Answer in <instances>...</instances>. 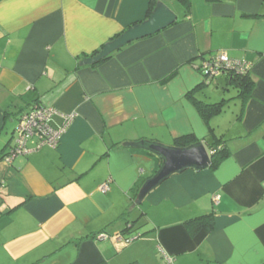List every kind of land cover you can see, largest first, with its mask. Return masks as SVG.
<instances>
[{
    "label": "crops",
    "instance_id": "1",
    "mask_svg": "<svg viewBox=\"0 0 264 264\" xmlns=\"http://www.w3.org/2000/svg\"><path fill=\"white\" fill-rule=\"evenodd\" d=\"M149 1L0 0V264H264V0H163L175 22L79 64L146 19ZM217 51L247 61L253 82L241 97L218 74L192 93L223 100L208 124L228 155L171 175L137 203L162 159L124 143L210 140L188 92ZM33 103L57 110L54 127L76 115L57 146L30 138L26 152L3 156ZM208 212L210 231L184 226Z\"/></svg>",
    "mask_w": 264,
    "mask_h": 264
},
{
    "label": "water",
    "instance_id": "2",
    "mask_svg": "<svg viewBox=\"0 0 264 264\" xmlns=\"http://www.w3.org/2000/svg\"><path fill=\"white\" fill-rule=\"evenodd\" d=\"M176 17V14L163 0H157L151 14L146 19L132 25L117 37L104 43L103 47L96 54L83 58L79 64L87 65L99 62L128 43L152 35L167 27L176 21ZM124 144L149 149L157 153L162 159L157 171L142 184L137 196V203H140L149 191L171 175L189 168L195 170L205 169L211 163L212 152L200 140L184 147L167 145L151 139H141L125 142Z\"/></svg>",
    "mask_w": 264,
    "mask_h": 264
},
{
    "label": "built area",
    "instance_id": "3",
    "mask_svg": "<svg viewBox=\"0 0 264 264\" xmlns=\"http://www.w3.org/2000/svg\"><path fill=\"white\" fill-rule=\"evenodd\" d=\"M249 67L250 64L247 61L232 59L225 51L212 53L210 57L201 64V68L207 71L208 79L220 74L222 70L246 73ZM55 113L58 112L54 107L38 103L31 104L23 111L15 129V146L12 150V154L8 155V157L26 152V143L30 138H36L37 148L43 145L57 146L61 135L73 120L76 113H62L63 123L58 127H54L50 119ZM100 189L103 191L107 190L108 182L103 183ZM213 198L216 201L218 195H215ZM124 242L128 241L124 239Z\"/></svg>",
    "mask_w": 264,
    "mask_h": 264
},
{
    "label": "trees",
    "instance_id": "4",
    "mask_svg": "<svg viewBox=\"0 0 264 264\" xmlns=\"http://www.w3.org/2000/svg\"><path fill=\"white\" fill-rule=\"evenodd\" d=\"M156 1L157 0H150L149 1L147 13H146V18L151 14V12L154 8V5L156 4ZM180 1L183 4L189 3L188 0H180ZM114 37H112V38H114ZM98 51L99 50L96 49L93 52H91L90 55L96 54ZM109 56L110 55H108L104 59L100 60L99 63L104 61L105 59H107ZM99 63L93 64L92 66H96ZM198 69L201 72V74L203 75L202 83L199 84L192 91H189L188 96L192 99L197 110L199 111L201 116L204 118L205 122H207V124H208L209 118L212 115H215L222 110L224 102H223V100H220L218 102L207 103V102H203L202 100H199V99L193 97L192 93L194 90L198 89L200 86L206 85L214 77L213 76L210 79H208L207 71L205 69L201 68V64H199ZM220 74H225V77L229 80L228 83H230L231 85H233L234 87L237 88L238 96L245 97L250 92V90L252 89L253 82L250 79V77L248 76V72L236 73V72H232L229 70H222ZM22 112L19 113L17 120H19ZM17 124H18V121H17ZM208 134H209L210 140H205L204 144L207 145L209 150L212 152L210 167H214L224 157H226L228 155L229 151H228V148L226 145V140L222 139L221 137H217L210 125H209V133ZM196 141H198L197 138L192 133H188V134H183V135L175 137L173 140V145L178 146V147H184V146H187V145L194 143ZM14 146H15V142L11 146V148L8 150V152H6L3 156L11 155ZM143 214L144 213H141L140 216L142 217ZM124 215L125 214H123V216ZM213 221H214L213 212H208L205 214H201L198 216L188 218L183 222V224L187 228V230L192 233V232L199 230V229H205L207 231H210L213 227ZM132 223L133 222H131V221L127 222L126 227L123 229V232L130 231L132 226H133ZM123 238L126 239L127 241H129L132 238V236L128 235V236H125Z\"/></svg>",
    "mask_w": 264,
    "mask_h": 264
},
{
    "label": "rangeland",
    "instance_id": "5",
    "mask_svg": "<svg viewBox=\"0 0 264 264\" xmlns=\"http://www.w3.org/2000/svg\"><path fill=\"white\" fill-rule=\"evenodd\" d=\"M230 93L226 92V96L227 97H232V96H235L236 95V90L235 89H229ZM234 104H231V107L233 106Z\"/></svg>",
    "mask_w": 264,
    "mask_h": 264
}]
</instances>
